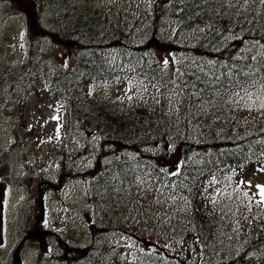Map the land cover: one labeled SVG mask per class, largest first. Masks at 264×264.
I'll return each mask as SVG.
<instances>
[{
	"label": "trees",
	"instance_id": "16d2710c",
	"mask_svg": "<svg viewBox=\"0 0 264 264\" xmlns=\"http://www.w3.org/2000/svg\"><path fill=\"white\" fill-rule=\"evenodd\" d=\"M89 1L42 0L51 7V17L60 18L53 27L41 28V34L55 43L66 57L55 64L52 81L56 86L62 84L65 89H74L73 105L77 103L75 99L83 98V108L79 107L86 111L84 120L103 134L104 145L113 148L127 146L137 155L135 160L128 157L125 160L121 155L114 158L108 166L112 170L110 176L102 175L107 178L105 183H110V178L116 179L120 186L122 182L139 184L143 179L149 181L153 176L163 179L156 173V163L149 159L157 158L154 149L157 141L150 142L151 137L169 130L158 103L149 100L146 105H136L125 111L114 100L97 96L95 83L89 92H79L77 84L81 83L83 76L90 84L99 80L97 85L111 77V69L115 67L105 63L103 47L126 29V24L121 22L112 24L109 29L103 13L99 14L98 7L90 5ZM165 1L163 11L166 17L178 25L176 36L196 28L203 29L197 42L186 44L184 49L195 67L188 85H191V99L199 116V141L203 142L186 137L182 153H198L200 159L183 164L167 178L175 193L190 199L186 231L189 238L182 242L184 247L180 258L171 260L163 255L162 263L264 264V204L248 200L244 195L235 196L230 183H226L233 172L264 160V110L250 111V101L264 96V0ZM148 21L151 25L144 32L155 29V14L150 13ZM137 36L141 41L140 35ZM138 41L128 43L132 46L127 53L129 59L135 54L144 56L141 47H136ZM71 64V70L67 69ZM26 65L19 72L8 66L0 69V93L4 85L16 83L18 73L19 77L31 75L43 68L47 73V64L43 65L42 61ZM127 67L133 71L138 67L143 69L146 78L151 79L150 84L159 81L161 86H173L170 74L154 60L140 57L135 62L132 58ZM178 135L181 133L173 137ZM202 149L205 152H201ZM154 160L161 163L159 159ZM98 169L97 164L95 171ZM215 179H225V183L222 191L214 196L209 187ZM225 190L229 192L224 196ZM90 226L97 235L109 230L112 224L104 220ZM58 240L72 262L85 257L93 264L106 263V253L104 259L100 258L104 253L103 244L91 250V244L81 247L82 243L73 241V236L64 242ZM91 254L95 255L91 257Z\"/></svg>",
	"mask_w": 264,
	"mask_h": 264
},
{
	"label": "rangeland",
	"instance_id": "374dc122",
	"mask_svg": "<svg viewBox=\"0 0 264 264\" xmlns=\"http://www.w3.org/2000/svg\"><path fill=\"white\" fill-rule=\"evenodd\" d=\"M91 1L109 9L111 20L122 19L127 21L128 26L136 25L137 22L145 23L146 18L143 16L148 15L144 14L143 10L151 9L149 0ZM42 5L38 0H1L0 3V65L19 68L24 64L29 48L28 30L26 32L28 23L29 38L36 41L34 52L39 56L40 50H43L44 55L48 56L46 71L50 74L48 77L43 68L29 77H23L18 84L7 86L0 100V143L9 146L15 139L17 126V132L20 134L19 142H16L17 145L12 150L11 160L16 165L15 171L19 178L11 179L15 183L11 188L12 213L8 216L9 219L1 207L10 182L2 178L0 173V264H13V252L18 246L21 264H52L51 257L56 253L49 250L56 241L49 238L50 231L43 226L26 229L30 218L35 223L38 222L36 218L40 211V200L45 201L46 207L47 218L43 225L46 224L49 230L57 231L62 236L74 234L78 241L87 243L96 241L86 226L87 221L89 218H95L98 206H102L95 199L98 196L102 200L103 188L92 190L91 181L83 176L75 181L69 179L73 175L71 172L76 174L93 167L100 150V137L97 130L83 120L84 111L80 108H83V98L75 99L77 103L70 108L71 120L67 126L57 114L58 107L62 111L64 106L67 107L65 111L69 109L70 96L73 94L62 89V84L56 86L51 78L54 65L66 58L63 52L51 41L43 42L44 45L40 47L43 44L40 39L41 23L48 22L47 17L41 16L45 9ZM161 11L162 8L159 7L155 12L157 17ZM146 26H150V22H146ZM152 36L150 33L149 37ZM187 37L196 40L198 35L195 32ZM130 39L131 33L120 34L114 44L121 46V43ZM152 43L156 52L163 54L167 59H171L179 47L157 40ZM51 81L55 86L51 85ZM131 88L132 91L123 87H117L116 90L121 96L130 98L131 93L138 89L136 85ZM179 99L180 95L177 93L169 95L168 103L174 117H177L181 110ZM259 103L264 105V99ZM62 152L67 155L62 157ZM7 158L5 155L0 156V161H5V166H0V170L7 166ZM240 174L241 177L250 179L239 180L242 188H239L240 192L248 196L251 193L261 194L258 186H264V169L252 171L245 168ZM144 196L146 197V194ZM143 198V202L136 201L133 204L131 201L129 206L122 202L116 207L114 218L117 224H120L119 228L123 229V234H113L110 246L126 252L132 250L138 242L148 247L147 249L151 248L149 245L155 244L166 253L169 250H180L178 244L183 239L188 210L185 200L163 198L161 193L155 198L151 196L154 201L149 197L148 200ZM141 213L149 221L146 230L150 229V223L156 224L155 236L142 227L138 229L134 226L136 216L140 217ZM173 215L175 219L179 218L177 227L171 231V237L164 235L163 238L160 233H165L173 227ZM141 226L145 225L142 223ZM41 240L46 241L44 246H41ZM128 264L145 263L135 260L133 263L129 259Z\"/></svg>",
	"mask_w": 264,
	"mask_h": 264
},
{
	"label": "snow or ice",
	"instance_id": "6c2138e0",
	"mask_svg": "<svg viewBox=\"0 0 264 264\" xmlns=\"http://www.w3.org/2000/svg\"><path fill=\"white\" fill-rule=\"evenodd\" d=\"M167 63V61H165ZM264 107V105H262ZM260 188L261 195L264 196V186H258Z\"/></svg>",
	"mask_w": 264,
	"mask_h": 264
},
{
	"label": "bare ground",
	"instance_id": "6f19581e",
	"mask_svg": "<svg viewBox=\"0 0 264 264\" xmlns=\"http://www.w3.org/2000/svg\"><path fill=\"white\" fill-rule=\"evenodd\" d=\"M262 33V32H261ZM205 70H208L207 68L205 69ZM162 262H164V261H162ZM166 263V262H165ZM162 264H164V263H162ZM166 264H174V263H166Z\"/></svg>",
	"mask_w": 264,
	"mask_h": 264
},
{
	"label": "water",
	"instance_id": "95a60500",
	"mask_svg": "<svg viewBox=\"0 0 264 264\" xmlns=\"http://www.w3.org/2000/svg\"><path fill=\"white\" fill-rule=\"evenodd\" d=\"M16 260H17V264H19V259L17 258Z\"/></svg>",
	"mask_w": 264,
	"mask_h": 264
}]
</instances>
